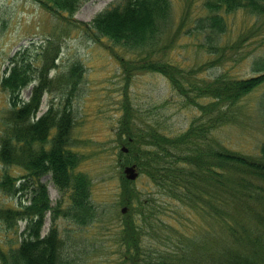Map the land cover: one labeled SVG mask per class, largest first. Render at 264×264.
<instances>
[{"label": "rangeland", "instance_id": "1", "mask_svg": "<svg viewBox=\"0 0 264 264\" xmlns=\"http://www.w3.org/2000/svg\"><path fill=\"white\" fill-rule=\"evenodd\" d=\"M120 1L81 0L74 14L60 15L40 0H0V145L8 131L10 108L9 92L3 89L1 79L13 61L31 64L33 81L22 91V98H30L32 88L44 75L48 87L41 98L38 116L51 106L57 112L65 107L71 109L74 123L70 148L79 159L72 172L90 183L88 203L93 210L86 221H81L68 214L72 201L54 184L52 174L41 178L47 186L51 206L41 235H46L51 225L57 228L64 264H129L124 259L126 247L121 233L122 221L129 211L128 208L126 213L121 212L125 207L120 191L125 175L123 164L133 155H129V150L122 152L119 138L125 108L128 107L134 118L132 129L138 137L149 130V133L159 132L174 138L185 132L200 115L198 106L178 92L165 75L152 71L128 72L129 62L146 58L174 64L190 74L192 81L203 84L219 77L249 78L259 74V68L264 70V14L255 15L243 8L228 12L221 9L225 28L213 32L199 24V19L215 14L206 6L210 0H169L166 18L158 19L154 39L128 49L93 33L94 29L90 28L94 17ZM76 64L81 67L78 75H72ZM262 98L264 83L238 102L222 103L220 111L226 110L228 115L213 131L214 139L233 152L258 155L264 145ZM139 148L145 150L144 144ZM25 173L21 166L5 165L0 158V182L4 174L18 181ZM132 188L138 196L134 206L143 202L149 211L147 207L152 200L154 208L151 224L139 219L142 227L139 243L145 254L155 252L156 247L166 252L182 243V239L168 229L166 222L170 220H161L162 210L178 211L182 216V223L177 226L179 230L198 237L209 247L221 244L219 222L209 223L206 217L193 215L194 210L170 199L165 188L155 184L150 176L140 173ZM30 195L26 192L12 197L4 188L0 189V208L19 209L20 197L25 204H30ZM191 214L193 220L184 219ZM53 216L57 217L55 221ZM27 225L28 221L19 220L16 227H9L0 218L1 248L7 251L11 245L18 246ZM209 226L221 235L209 234ZM145 260L141 264H146Z\"/></svg>", "mask_w": 264, "mask_h": 264}, {"label": "trees", "instance_id": "2", "mask_svg": "<svg viewBox=\"0 0 264 264\" xmlns=\"http://www.w3.org/2000/svg\"><path fill=\"white\" fill-rule=\"evenodd\" d=\"M40 1L60 15L74 14L81 5V0ZM206 6L215 14L199 19V24L213 32L225 28L221 9L228 12L243 8L255 15L264 14V0H210ZM168 7L169 0H121L94 17L90 28L94 29L93 33L110 38L116 44L135 49L154 39L158 19L166 18ZM129 63L130 70L125 67L128 72L152 71L165 75L178 92L198 106L200 115L185 132L174 138L159 132L149 133V130L138 137L132 129L134 118L128 107L125 108L119 138L122 147L126 146L129 155H133L123 167L129 163L136 164L140 173L150 176L155 184L165 188L170 199L194 210L193 215L206 217L209 223L213 220L219 222L222 235L211 230L210 226L208 233L220 234L222 241L220 245L215 243L209 247L198 237L179 230L177 226L181 225L182 216L177 210H162L161 220H170L166 222L168 229L180 237L182 243L166 252L156 247L155 252L145 254L139 243L142 234L139 219L151 224L152 200L147 207L149 211L143 202L134 206L138 196L133 193V181L123 175L120 191L124 206L129 208L121 229L122 243L126 247L125 261L129 264H141L145 259L146 264H264V145L258 155L245 156L221 145L213 136V131L228 115L226 110L220 111L221 104L238 102L263 85L264 70L259 68L258 72L262 74L249 78L229 80L219 77L214 82L203 84L192 81L190 74L174 64L146 58ZM73 66L72 75H78L81 66ZM30 67L31 64L13 61L1 79L3 89L9 92L10 108L6 124L8 131L0 145V158L5 165L21 166L26 175L16 181L4 174L0 189L4 188L12 197L26 192L31 195L30 204H25L20 197L19 209L10 206L0 208V218L9 227H16L19 220L28 221L24 238L18 246L11 245L4 251L0 244V264H64L60 257L61 242L57 228L51 225L49 232L41 235L45 215L51 209L47 186L41 178L52 174L57 188L70 196L72 205L68 214L81 221H86V216L93 210L88 203L90 183L82 175L74 176L72 172L79 159L70 148L74 123L71 109L65 107L57 112L51 106L38 116L41 98L48 87L44 75L32 88L30 98H22V91L33 81ZM141 144L145 150H140ZM192 214L184 219L193 220ZM56 218L53 216V221ZM157 238L164 241L161 236L157 235Z\"/></svg>", "mask_w": 264, "mask_h": 264}, {"label": "water", "instance_id": "3", "mask_svg": "<svg viewBox=\"0 0 264 264\" xmlns=\"http://www.w3.org/2000/svg\"><path fill=\"white\" fill-rule=\"evenodd\" d=\"M122 150H123V152H127L128 148L123 146ZM124 174H125V177L127 178V180L135 181L139 177L140 172H139V169L137 168V165L132 164V165H126L124 167ZM127 211H128V207L125 206L122 208L121 212L126 213Z\"/></svg>", "mask_w": 264, "mask_h": 264}]
</instances>
